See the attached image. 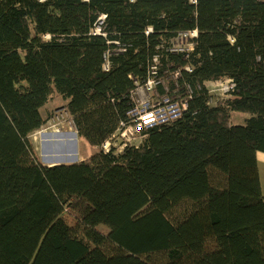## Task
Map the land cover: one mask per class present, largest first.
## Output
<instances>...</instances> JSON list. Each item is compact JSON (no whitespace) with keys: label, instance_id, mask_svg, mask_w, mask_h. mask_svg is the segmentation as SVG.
Wrapping results in <instances>:
<instances>
[{"label":"trees","instance_id":"16d2710c","mask_svg":"<svg viewBox=\"0 0 264 264\" xmlns=\"http://www.w3.org/2000/svg\"><path fill=\"white\" fill-rule=\"evenodd\" d=\"M149 82L179 115L119 150ZM54 96L86 159L35 150ZM258 153L264 0H0V264H264Z\"/></svg>","mask_w":264,"mask_h":264},{"label":"rangeland","instance_id":"374dc122","mask_svg":"<svg viewBox=\"0 0 264 264\" xmlns=\"http://www.w3.org/2000/svg\"><path fill=\"white\" fill-rule=\"evenodd\" d=\"M209 89L212 91L213 95H221L219 93L222 90V86L220 84H209ZM135 95L137 98V109L143 107L145 103H148V98L152 100L148 91H146V88L136 90ZM152 102L153 101H150L149 103ZM150 105L151 104H149V106ZM64 106L65 102L59 96H54L41 111L42 117L45 120L44 126L30 136L32 144L41 157L42 162H44V151L46 152L48 158L53 160V162L49 165L71 162L74 163L78 160L86 159L96 151L77 137L73 124L64 109ZM132 113L133 112L130 114ZM163 115L169 116V113H163ZM245 118H247V116H243L242 114H233L231 117V123L233 125H243V119ZM126 135L127 133L124 134L125 137ZM64 139L69 141V144L65 147L60 144V141ZM119 140L121 141V139H115L113 146L120 150L121 142ZM129 140L131 143L138 144L140 138L136 136L135 140L134 137H131ZM54 154L57 155L54 156ZM258 170L261 186H263L264 189V161L261 160L258 163Z\"/></svg>","mask_w":264,"mask_h":264},{"label":"built area","instance_id":"2783aa9c","mask_svg":"<svg viewBox=\"0 0 264 264\" xmlns=\"http://www.w3.org/2000/svg\"><path fill=\"white\" fill-rule=\"evenodd\" d=\"M103 19L104 17L101 16L98 19V24L96 26V32L99 33L100 31V26L103 23ZM191 36H194L195 34H190ZM179 44L178 46L175 48V51H180L182 50L181 48V44H183L184 41H186V35L185 36H181L179 39ZM210 84H220L222 86V90L221 92H219L221 95H213L212 91L209 89V93L212 97H219L221 98H226L227 97V92L229 90V88L231 87V83L230 81H222V82H216V83H210ZM151 85L152 83L149 82L147 84L146 87V91H148V94L151 91ZM209 87V84H208ZM148 98V96H147ZM149 102L151 101V99H149ZM148 102V103H149ZM148 103H145L143 107L140 108H136L135 110H133L131 116L134 118V125L133 126H128V127H124L123 129L120 130L119 132V138L121 140H123V142H130L129 140L131 137H135L138 136V138H140V132L145 129V128H149L152 127L154 125L160 124V123H164L167 122L170 119H175L178 115H179V107L178 104L176 103H168V100H163L161 103H149L151 104L149 106ZM166 113H169V116H164L163 115ZM173 115V116H172ZM166 118H164V117ZM164 118V119H163ZM127 133L126 137L124 136V134ZM126 138V139H123ZM128 140V141H127ZM109 146L108 143H106L103 148L107 149Z\"/></svg>","mask_w":264,"mask_h":264},{"label":"bare ground","instance_id":"6f19581e","mask_svg":"<svg viewBox=\"0 0 264 264\" xmlns=\"http://www.w3.org/2000/svg\"><path fill=\"white\" fill-rule=\"evenodd\" d=\"M63 137V136H62ZM61 137V138H62ZM66 137H68V136H66ZM61 143V145L63 146V147H65V146H67L68 144H69V141H67V140H61L60 141ZM57 154H54V156H56ZM43 158H44V161H46L48 164H51V162H53V160L52 159H50V158H48V156L46 155V152L44 151V154H43ZM61 159V158H60ZM59 159V160H60ZM57 161V160H56ZM61 164H64V163H61Z\"/></svg>","mask_w":264,"mask_h":264},{"label":"crops","instance_id":"0c3cea01","mask_svg":"<svg viewBox=\"0 0 264 264\" xmlns=\"http://www.w3.org/2000/svg\"><path fill=\"white\" fill-rule=\"evenodd\" d=\"M261 160L264 161V154L258 153V154H257V164H258ZM261 187H262V193H263V195H264V189H263V186H261Z\"/></svg>","mask_w":264,"mask_h":264},{"label":"water","instance_id":"95a60500","mask_svg":"<svg viewBox=\"0 0 264 264\" xmlns=\"http://www.w3.org/2000/svg\"><path fill=\"white\" fill-rule=\"evenodd\" d=\"M193 1V0H192ZM43 163H45V164H48L46 161H44ZM72 163V162H71ZM61 164V163H60ZM64 164H67V163H64ZM49 165V164H48Z\"/></svg>","mask_w":264,"mask_h":264}]
</instances>
